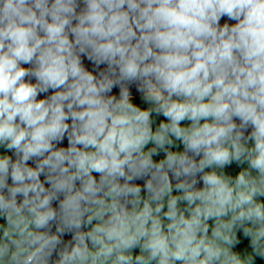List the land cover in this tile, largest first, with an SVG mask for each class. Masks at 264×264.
<instances>
[{
    "label": "clouds",
    "instance_id": "obj_1",
    "mask_svg": "<svg viewBox=\"0 0 264 264\" xmlns=\"http://www.w3.org/2000/svg\"><path fill=\"white\" fill-rule=\"evenodd\" d=\"M0 221V264H264V0H0Z\"/></svg>",
    "mask_w": 264,
    "mask_h": 264
},
{
    "label": "trees",
    "instance_id": "obj_2",
    "mask_svg": "<svg viewBox=\"0 0 264 264\" xmlns=\"http://www.w3.org/2000/svg\"><path fill=\"white\" fill-rule=\"evenodd\" d=\"M159 119H163V117H160ZM229 172H230V174L234 177L235 176V174H236V172H237V168L235 167V165H233L232 166V168L231 169H229ZM3 221H0V223H2ZM247 244V241L245 240L244 241V243L242 244V245H239V246H237V249H235V250H240L241 248H243L245 245ZM138 251V250H137ZM256 264H262V262L260 261V259L259 258H257V260H256Z\"/></svg>",
    "mask_w": 264,
    "mask_h": 264
},
{
    "label": "water",
    "instance_id": "obj_3",
    "mask_svg": "<svg viewBox=\"0 0 264 264\" xmlns=\"http://www.w3.org/2000/svg\"><path fill=\"white\" fill-rule=\"evenodd\" d=\"M85 63L87 64V61H85ZM115 91V90H114ZM50 94V93H49ZM39 98H44L43 96L39 97ZM67 145V141L64 142V146ZM95 175V174H94Z\"/></svg>",
    "mask_w": 264,
    "mask_h": 264
}]
</instances>
